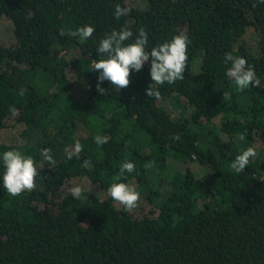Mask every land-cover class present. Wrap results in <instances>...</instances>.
<instances>
[{"label": "trees", "instance_id": "obj_1", "mask_svg": "<svg viewBox=\"0 0 264 264\" xmlns=\"http://www.w3.org/2000/svg\"><path fill=\"white\" fill-rule=\"evenodd\" d=\"M256 2L0 0V21L10 22L15 41L0 44V135L18 138L0 142V264H264V87L237 91L224 62L225 53L245 58L264 85V4ZM117 4L131 9L118 20ZM85 25L95 28L86 41L60 34ZM248 27L257 32L254 47ZM123 28L133 32L126 44L143 28L149 50L186 32L184 80L147 97L149 60L131 73L129 87L117 92L103 81L105 92L97 91L96 49ZM79 81L82 96L72 93ZM161 100L179 109L177 118ZM97 135L107 142L98 145ZM77 140L80 158L66 160ZM250 146L257 155L237 174L231 162ZM43 149L55 163L43 160ZM9 150L31 156L40 173L35 190L18 197L2 185ZM126 161L135 171L117 181ZM147 161L154 167L145 168ZM191 164L206 171L198 175ZM78 179L104 198L95 191L73 198ZM131 180L151 206L142 216L107 194Z\"/></svg>", "mask_w": 264, "mask_h": 264}, {"label": "clouds", "instance_id": "obj_2", "mask_svg": "<svg viewBox=\"0 0 264 264\" xmlns=\"http://www.w3.org/2000/svg\"><path fill=\"white\" fill-rule=\"evenodd\" d=\"M264 4V0H257L253 4ZM131 9L121 7L119 4L114 9V19H120L121 16H127ZM95 32V28L91 25H85L68 33L61 32V35H70L78 37L81 41L90 39ZM133 37V32L127 28L119 31L113 30L100 40L96 51L101 57L93 62L91 71H98L97 91L104 93L105 89L101 87L103 81H108L117 92L125 89L130 85V75L133 71L139 72L144 64L150 60V78L151 83L145 90L147 97H160L158 86L165 83L171 85L176 81H182L185 78V70L188 61V45L190 39L186 32L181 31L173 36L171 40L165 41L162 44L148 49V33L140 28L137 30L134 40L130 43H125ZM224 62L230 67L227 70V76L234 82L237 91H244L250 87L260 88V80L257 78L256 71L253 66H250L247 60L240 56H233L231 53H225ZM224 100H231V93H222ZM106 136L97 135L95 142L98 145H103L107 142ZM173 140H180V135L172 136ZM240 139L244 140L245 136L240 135ZM83 151V145L77 140L71 150L65 149L66 160L73 158L79 159ZM41 155L43 160L49 164L55 163L53 156L48 149H43ZM257 155L256 149L248 147L243 150L231 162L230 167L240 174L248 167L250 159ZM3 176L2 185L7 193L12 197H18L24 192H31L36 188V180L40 175L34 159L31 156H25L20 151L9 150L2 154ZM153 161H147L144 164L145 168L154 167ZM83 167H89V161L84 160ZM135 171V164L132 162H124L119 169V175L115 178L119 181L125 173ZM84 191L80 186H75L69 189L73 198H79ZM108 196L123 207L125 212L135 210L140 202V193L136 188L128 183L115 182L107 189Z\"/></svg>", "mask_w": 264, "mask_h": 264}, {"label": "rangeland", "instance_id": "obj_3", "mask_svg": "<svg viewBox=\"0 0 264 264\" xmlns=\"http://www.w3.org/2000/svg\"><path fill=\"white\" fill-rule=\"evenodd\" d=\"M127 4L132 7H143L144 5L143 0H127ZM246 40L250 47L255 46V43L257 41V32L255 31L253 27L247 28ZM14 42L15 41L13 37L12 25L7 20H1L0 21V44H3L5 46H12L14 45ZM85 89L86 87H85L84 82L79 81L77 82V84L73 86L72 93L77 96H82L85 92ZM160 105L171 115L172 118H177V115L179 114V109H173L170 104V101L161 100ZM16 140H18L16 134H14V132L9 131V130L3 131L0 135V142L13 143V142H16ZM169 163L172 166L178 167L179 169L183 168V165H177L176 163H173L171 161ZM190 168L193 169L198 175H201L206 171L205 168L199 165H195V164H191ZM129 185H132L136 188V183L134 180H131ZM75 186H80L82 189H84V191L82 192L95 191L101 199L104 198V192L100 189L92 188L86 179L74 180L72 188ZM140 197L141 199H140L138 207L136 208V212H138L139 216H142L149 212V210L151 209V206L147 203V201L144 200V198H142L141 195Z\"/></svg>", "mask_w": 264, "mask_h": 264}]
</instances>
